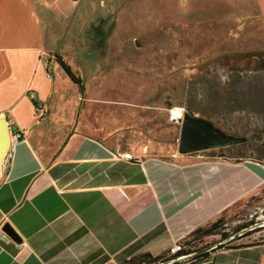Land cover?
<instances>
[{"label": "crops", "instance_id": "1", "mask_svg": "<svg viewBox=\"0 0 264 264\" xmlns=\"http://www.w3.org/2000/svg\"><path fill=\"white\" fill-rule=\"evenodd\" d=\"M252 3L264 18V0ZM113 6L0 0V123L23 134L10 168L0 172V264H124L141 253L172 256L177 246L186 248L192 231L228 212L225 205L215 214L212 174L200 185L188 174L195 162L187 156L170 159L178 176H168L167 160L119 143L113 126L119 101L98 95L95 83L89 95L85 78L80 91L55 62L54 54L61 55L81 76L89 60L96 81L109 76L114 62L126 70L121 57L134 48V31L121 29L114 44ZM32 98L44 104L40 117ZM88 103L100 108L86 112L97 121L83 126ZM5 223L20 242L2 231ZM222 243L227 246L191 264H264V223L229 233Z\"/></svg>", "mask_w": 264, "mask_h": 264}, {"label": "rangeland", "instance_id": "2", "mask_svg": "<svg viewBox=\"0 0 264 264\" xmlns=\"http://www.w3.org/2000/svg\"><path fill=\"white\" fill-rule=\"evenodd\" d=\"M105 1L115 3L114 14L119 16L114 44L121 29L133 27L134 48L129 45L126 55L118 56L128 68L114 62L109 76L96 81L90 77L88 60L81 78L89 95L95 83L98 95L119 101L113 122L119 143L135 148L140 156L167 160L168 176H178V165L170 162L178 155L195 162L188 174L200 185L212 174L215 214L228 205L217 232L229 234L250 221L263 224L264 18L252 0ZM121 50L120 45L114 48ZM174 106L206 119L236 141L178 153L181 122L168 119V109ZM90 108L98 111L100 106L88 103L83 126L97 121L94 113L86 116ZM219 239V234L198 235L184 241L185 249L195 251Z\"/></svg>", "mask_w": 264, "mask_h": 264}, {"label": "water", "instance_id": "3", "mask_svg": "<svg viewBox=\"0 0 264 264\" xmlns=\"http://www.w3.org/2000/svg\"><path fill=\"white\" fill-rule=\"evenodd\" d=\"M236 141V138L228 136L214 128L206 119L184 114L180 123L177 151L180 154L195 152L207 148L223 146ZM8 144V129L5 122L0 123V160L6 151ZM10 238L20 242V238L8 223L2 226Z\"/></svg>", "mask_w": 264, "mask_h": 264}, {"label": "trees", "instance_id": "4", "mask_svg": "<svg viewBox=\"0 0 264 264\" xmlns=\"http://www.w3.org/2000/svg\"><path fill=\"white\" fill-rule=\"evenodd\" d=\"M54 60L55 62L60 66V68L64 71V73L67 75V77L69 78V80L78 87V89L81 91L83 89V80L81 78V76L74 72L70 65L62 58L61 55L59 54H54ZM32 102L34 104V106L37 104L36 99L32 98ZM193 153V152H192ZM189 154V153H188ZM223 222V217L219 216L217 217L213 222L208 223L204 226H200L197 229H195L194 231H192L190 233L189 239H193L196 238V236L200 235V236H205V235H211V234H219L220 235V239L218 241H216L212 246L213 248H211L208 251H203L206 247H210L209 246H205L199 249L194 250H187L184 247L180 246L174 255L172 256H166L165 253L160 254V255H156L153 256L150 253H141L137 256H134L133 258L129 259L128 261H126L124 264H158V263H162V264H181L180 261H172V259L176 258L177 256H180L182 254H187L189 252H197L196 254H193V257H191V260L193 261H189L187 264H191L192 262H199L202 259L206 258L210 251H214V250H218L221 248L226 247L227 245H225L224 243H222L223 240L227 239L229 234L224 233V232H217L216 229L219 226L220 223ZM249 226H253V222H247V223H243L240 226L237 227L236 230H234V232H237L241 229L244 228H248ZM258 229L255 228H251L250 230L246 231L244 233V235H248L252 232L257 231ZM232 232V233H234Z\"/></svg>", "mask_w": 264, "mask_h": 264}, {"label": "built area", "instance_id": "5", "mask_svg": "<svg viewBox=\"0 0 264 264\" xmlns=\"http://www.w3.org/2000/svg\"><path fill=\"white\" fill-rule=\"evenodd\" d=\"M75 1V0H74ZM37 101V100H36ZM184 109L181 107H171L168 109V119L170 122L174 123H180L184 116ZM44 113V104L42 102L37 101V104L35 105V114L40 117ZM8 129V144L6 151L3 154L2 159L0 160V172H5L10 168L12 159L14 157V150L15 145L22 139L23 134L22 131L16 127H13L12 125L7 126ZM118 152V149L116 150ZM124 159L126 160H132L133 157L129 154L123 155ZM179 246H177L175 249H178ZM162 264V263H158Z\"/></svg>", "mask_w": 264, "mask_h": 264}]
</instances>
